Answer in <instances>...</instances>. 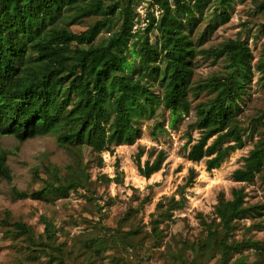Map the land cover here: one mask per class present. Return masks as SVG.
<instances>
[{"label": "trees", "instance_id": "1", "mask_svg": "<svg viewBox=\"0 0 264 264\" xmlns=\"http://www.w3.org/2000/svg\"><path fill=\"white\" fill-rule=\"evenodd\" d=\"M152 1L159 13L148 11L144 27L134 30L133 0H0V134L24 140L54 132L58 143L72 154L74 164L69 170L76 176L61 175L60 168L52 164L46 166L48 178L41 188L28 191L13 186V195L39 198L47 192L62 194L83 186L88 179L81 160L83 148L101 153L110 145L134 143L142 134L141 119L150 116L157 105L190 111L185 96L191 85L196 46L192 26L184 15L196 9L201 12L205 0ZM258 6L264 13V0ZM92 14L100 18L86 29L77 32L69 27ZM218 17L224 21L228 12L224 10ZM115 18L120 19L119 27L95 41ZM154 32L155 42L151 40ZM199 50L214 62L222 57L227 61L225 73L205 83L203 89L209 96L198 105L197 118L189 123L198 130V137L187 134V158L195 162L205 159L206 169L211 170L244 145L237 114L241 93L252 79L253 54L241 38H228ZM257 68L264 83V61ZM140 155L141 151L136 164L145 177L159 170L165 159L160 151L142 165ZM7 156L0 147V177L11 181ZM263 167L264 135L244 157L243 165L234 170L233 178L252 181ZM195 176L196 171L190 169L187 185ZM231 193L230 198L219 195L213 220L201 219L206 234L198 239L196 248L200 254L210 250L209 259L216 258L215 264H245L241 259L229 262L233 252L257 245L250 239L230 238L236 220L257 211L246 202L243 188H233ZM170 200L171 209L183 206L181 199ZM170 215L162 211L153 220V230ZM42 220L44 231L36 235L26 223L12 222L8 209L0 218L2 224L15 228V235L23 236L33 247L40 246L51 260L78 264L66 260L64 242L56 243L50 219L42 216ZM120 237L124 242L125 235ZM187 243L183 241V249ZM183 260L179 264H185Z\"/></svg>", "mask_w": 264, "mask_h": 264}, {"label": "rangeland", "instance_id": "2", "mask_svg": "<svg viewBox=\"0 0 264 264\" xmlns=\"http://www.w3.org/2000/svg\"><path fill=\"white\" fill-rule=\"evenodd\" d=\"M260 1L205 0L201 12L196 9L184 15L192 26L196 46L191 85L185 96L190 111L157 105L150 116L141 119L142 134L134 143L110 145L101 153L83 148L81 160L88 174L83 186L62 194L47 192L39 198L13 195V186L28 191L41 188L48 178L46 166L52 164L60 168L61 175L75 178L69 170L74 158L58 143L54 132L24 140L0 134V147L8 153L13 175L11 181L0 177V218L8 209L12 222H24L38 235L44 231L42 216H46L53 225L56 243L64 242L66 260L78 264H179L181 258L185 264H215L216 258L209 259L210 250L200 254L196 248L198 239L206 234L201 219L213 220L219 195L230 198L232 189L241 187L246 202L255 205L257 211L236 220L230 238L250 239L257 245L234 251L229 262L241 259L245 264H264V167L252 181L233 178L234 170L243 165L244 157L264 135V83L257 68L264 61ZM152 2L133 0L134 30L144 27L148 11L159 13ZM224 10L228 18L220 21L218 15ZM99 18L94 14L85 16L69 27L79 32ZM119 24L120 19L115 18L95 41L106 38ZM228 38L245 40L253 54L252 79L241 93V111L237 114L244 145L231 151L218 167L207 170L205 159L195 162L187 158V134L195 138L199 135L189 123L197 118L198 105L209 96L203 89L205 83L225 73L227 61L222 57L214 62L199 49L217 46ZM156 39L154 32L151 40ZM154 88L161 89L157 85ZM139 151L142 165L160 151L165 153L161 168L149 177L138 171ZM190 169L196 171V176L187 185ZM172 197L181 199L183 206L171 209ZM165 210L171 215L161 219L154 231L153 220ZM14 229L0 222V264H58L41 252L40 246L33 247L26 238L15 235ZM120 235H125L124 242ZM183 241L188 242L185 249Z\"/></svg>", "mask_w": 264, "mask_h": 264}]
</instances>
